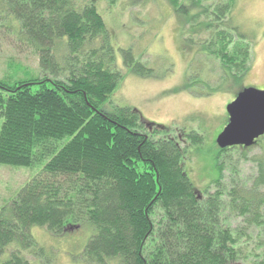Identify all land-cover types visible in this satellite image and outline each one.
<instances>
[{
    "label": "trees",
    "instance_id": "16d2710c",
    "mask_svg": "<svg viewBox=\"0 0 264 264\" xmlns=\"http://www.w3.org/2000/svg\"><path fill=\"white\" fill-rule=\"evenodd\" d=\"M166 1L185 15L183 36L220 29L203 45L220 59L225 77L245 76L248 50L227 48L244 36L230 22L234 0L207 10L201 0ZM0 4V32L14 37L18 51L38 58L37 76L23 79L27 73L11 64L13 79L0 81V165L43 164L0 210V264H50L51 253L32 229L66 239L74 234L69 229L80 227L88 236L84 264H235L239 255L221 230L217 197L201 199L184 172L179 145L168 136L155 138L171 129L155 124L153 132L162 133L142 132L152 123L134 108L113 104L124 75L115 65V35L96 0ZM118 52L131 75L152 76L130 50ZM255 184L264 186V167ZM231 195L244 215L250 203Z\"/></svg>",
    "mask_w": 264,
    "mask_h": 264
},
{
    "label": "rangeland",
    "instance_id": "374dc122",
    "mask_svg": "<svg viewBox=\"0 0 264 264\" xmlns=\"http://www.w3.org/2000/svg\"><path fill=\"white\" fill-rule=\"evenodd\" d=\"M219 1L228 0H201L200 4L207 10ZM96 7L107 30L115 35V65L124 75L113 94V104L134 108L152 123L150 129L148 126L142 132L162 133V129L153 132L158 129L155 124L171 129L155 138L168 136L179 145L184 172L201 199L217 197L221 204V230L227 231L229 246L239 255L235 264H264V186L255 184L259 169L264 167V138L248 149L220 150L223 153L219 158L215 142L227 124L225 108L238 92L264 87V0L233 2L230 22L244 36L227 48L230 51L240 46L248 50L244 60L247 73L243 77H225L220 59L208 54L212 48L203 45L215 38L212 34L220 29L202 27L197 34L183 36L185 15L173 9L169 1L96 0ZM0 23L4 21L0 19ZM184 39L190 45L186 46ZM14 43L8 32H0V81L13 79L11 76L17 72L14 67L27 73L23 79L38 75L37 56L30 51L21 53ZM119 50H130L135 63L152 71V76L131 75L121 64ZM196 135L203 137V143L198 142L201 138ZM42 166L27 169L0 165V210L41 172ZM145 170L144 165L140 166V172ZM250 189L255 194L251 198L247 194ZM233 191L250 203L244 215H240L239 201L238 206L231 205ZM257 197L261 204L254 201ZM86 232L85 227L69 229L72 236L54 239L44 230L32 229L37 244L51 253L46 256L50 264H84L81 256L88 240Z\"/></svg>",
    "mask_w": 264,
    "mask_h": 264
},
{
    "label": "water",
    "instance_id": "95a60500",
    "mask_svg": "<svg viewBox=\"0 0 264 264\" xmlns=\"http://www.w3.org/2000/svg\"><path fill=\"white\" fill-rule=\"evenodd\" d=\"M225 110L227 124L215 141L219 150L248 149L264 136V90L242 89Z\"/></svg>",
    "mask_w": 264,
    "mask_h": 264
},
{
    "label": "flooded vegetation",
    "instance_id": "af4514ba",
    "mask_svg": "<svg viewBox=\"0 0 264 264\" xmlns=\"http://www.w3.org/2000/svg\"><path fill=\"white\" fill-rule=\"evenodd\" d=\"M262 90H264V87H263V89ZM238 149V148H237ZM242 149V148H241Z\"/></svg>",
    "mask_w": 264,
    "mask_h": 264
}]
</instances>
